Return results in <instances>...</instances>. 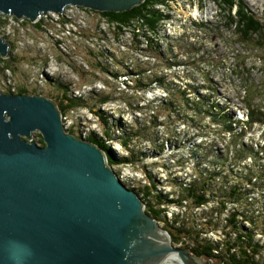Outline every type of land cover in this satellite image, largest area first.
<instances>
[{
  "label": "rangeland",
  "instance_id": "obj_1",
  "mask_svg": "<svg viewBox=\"0 0 264 264\" xmlns=\"http://www.w3.org/2000/svg\"><path fill=\"white\" fill-rule=\"evenodd\" d=\"M240 1L264 31V0ZM161 7L169 19L160 26L153 49L152 42L135 38L129 29L117 38L101 15L87 9L67 7L63 15L50 13L36 22L40 26L0 17V36L10 46L9 56H0V93L23 87L58 104L53 97L62 95V88L52 82L61 81L68 87L65 92L89 100L88 109L64 113L66 129L78 137L94 133L103 139L109 129L114 134L109 146L115 158L132 156L116 140L117 134L131 127L142 132L138 151L150 157L134 165L112 166L128 187L151 185L153 177L159 191L177 197V185L171 179L187 183L196 175L193 151L199 148V157L208 152L203 156L206 168L218 154L222 158L217 163L224 161L223 169H231L235 145L239 151L249 146L259 154L240 152L239 167L233 172L250 177L255 168L252 181L264 188V33L263 45L241 43L235 29L227 25V12L212 0H173ZM149 77H158L164 84L151 83ZM140 78L148 86L135 92ZM101 97H108V102L98 104ZM101 117H106V123ZM35 135L40 134L32 137L38 144ZM156 144L162 145L161 152L154 148ZM247 189L254 191L249 194L252 201L264 206V190L248 185ZM216 207L217 202H212L199 208L207 212L203 217L193 205L182 211L172 209L184 212L183 219L197 230L204 229L202 236L217 241L229 227L224 222L226 214L216 218L212 212ZM214 219L219 221L216 230ZM256 238L264 242L259 234Z\"/></svg>",
  "mask_w": 264,
  "mask_h": 264
},
{
  "label": "water",
  "instance_id": "obj_2",
  "mask_svg": "<svg viewBox=\"0 0 264 264\" xmlns=\"http://www.w3.org/2000/svg\"><path fill=\"white\" fill-rule=\"evenodd\" d=\"M144 2L0 0V17L36 23L67 7L100 15ZM9 47L0 36V56ZM173 254L179 264H209L174 245L103 150L66 131L54 100L0 93V264H164Z\"/></svg>",
  "mask_w": 264,
  "mask_h": 264
},
{
  "label": "trees",
  "instance_id": "obj_3",
  "mask_svg": "<svg viewBox=\"0 0 264 264\" xmlns=\"http://www.w3.org/2000/svg\"><path fill=\"white\" fill-rule=\"evenodd\" d=\"M170 1L172 2L173 0H145L142 5L135 7L128 12L101 13L100 15L104 22L114 28L113 32L116 34L117 38L125 29H129L133 32L135 38L142 36L147 44L152 42L150 46L153 49L152 46H155L153 45V42L155 41V38H157L160 26L169 19V16L165 15L164 12L160 10V7L162 6L161 8H166ZM212 1L218 4L224 12H227V25L228 27L235 29L241 43L247 44L252 41H257L259 45H263L261 41L264 33L263 26L252 12L248 11L242 1ZM236 7V13L233 15L232 12ZM4 20L5 19H3V21ZM63 24H69V22H63ZM36 25H38V23H36ZM119 75L120 74H118V76ZM148 80L151 83L156 82L160 86L164 84L163 80L158 77H153V79L149 77ZM138 83L140 84L134 85L133 89L135 92L144 90L147 88L146 86H148L144 81L142 82V79L138 81ZM52 84L59 87L58 89L62 88V95H57L55 98L53 97V99L58 101V107L63 115L67 111L89 108L88 99L84 100L71 96L63 90H68V87H63L61 81H53ZM48 85L52 86L50 83H48ZM51 90L56 93L55 88L51 87ZM8 92L14 94L29 93L33 95V93H30L23 87L18 88L16 92H12V90H8ZM106 102H108V97H101L98 104H104ZM200 113L202 114L203 112L201 111ZM101 118V120L106 123V117ZM151 122L154 123L155 120H152ZM215 122H219V120H216ZM262 123L264 124V121H262ZM229 124H231V122H229ZM228 128L230 130L231 127L228 126ZM66 131L72 134L71 129H66ZM35 136L38 137V144L44 145L41 136ZM103 136L104 139L91 133L90 136L85 137L84 139L103 150L108 156V161L111 166H121L128 163L134 165L137 162L141 163L143 159L150 157L149 153L138 151L139 141L144 137L142 132L137 131L133 127L127 128V130L122 131V133L120 132L117 134L118 139L115 138L123 148L132 152V156L130 157L119 156V158H115L109 146L110 141L114 139V137H112L114 136L113 132L106 129L103 132ZM237 136L239 137V135ZM134 142L135 144H133ZM161 146V144H156L154 148L157 152H161L163 148ZM136 147L137 150L135 149ZM242 148V151L250 152L252 156L259 154L258 151L255 152L252 147L250 148L248 146L247 150L244 149L243 146ZM233 150V153L235 154L233 155L234 158H232L234 166H231V169H223L224 167L222 166V163L224 161L217 163V161L222 158L218 154H216L212 159L213 161L208 164L211 166L206 168L204 167L205 160L203 159V156L207 157L208 152H206V155H201V157H199L201 154H198V152H200L199 148L198 150L193 151L194 153H192L194 155L191 154L192 159L196 162V175L187 183L177 178L171 179L173 184L177 185V197H174L170 193L163 194V192L159 191L157 189V182H155L153 177H151V185H144L141 188L136 186L128 187L125 182L123 183L128 189L135 191L144 200L147 213L151 214L163 224V228L169 233L174 245L178 246V248L190 249L198 256L206 255L209 261L216 262L217 264H264V242L256 238L257 234L264 237V206L256 203V201H252L253 199L249 194L254 191L247 189V185L261 191H263L264 188H260L261 186L258 187V185L252 181V178H254L253 174L256 175V173H254L255 168L253 170L251 169L252 174L250 177H243L237 172H233L234 167L238 166L237 155L242 152L239 151L238 148H235V145ZM259 166L262 168L263 165L259 164ZM256 168L260 169V167ZM150 176L152 175L150 174ZM241 182H245L247 185H242ZM212 202H217L219 206L212 210V212H216V218H220V216H225L226 214L224 222H226V225L229 227V230L225 231L224 235H221V240L218 239L217 241L202 236L201 234H204V229H201L200 231L197 230L191 225V223H189L188 219H183L184 212L177 213L172 209L176 208L182 211L186 210L188 205H193L194 208L199 209L204 208ZM228 205H230V209H228ZM198 212L200 214V209ZM168 213L171 214L170 219L167 217ZM206 213L207 212H201V216L203 217ZM208 223H210V221H208ZM243 223L248 224L249 228H246ZM212 224L213 230H216L219 227V221H217V219L213 221ZM185 240L191 241L192 243L188 244Z\"/></svg>",
  "mask_w": 264,
  "mask_h": 264
},
{
  "label": "bare ground",
  "instance_id": "obj_4",
  "mask_svg": "<svg viewBox=\"0 0 264 264\" xmlns=\"http://www.w3.org/2000/svg\"><path fill=\"white\" fill-rule=\"evenodd\" d=\"M168 262L171 263V264H179V261H178V259H177V257H176V254L171 255V256L167 259V261L165 262V264H167Z\"/></svg>",
  "mask_w": 264,
  "mask_h": 264
},
{
  "label": "flooded vegetation",
  "instance_id": "obj_5",
  "mask_svg": "<svg viewBox=\"0 0 264 264\" xmlns=\"http://www.w3.org/2000/svg\"><path fill=\"white\" fill-rule=\"evenodd\" d=\"M17 94H20V93H17ZM29 94V93H28Z\"/></svg>",
  "mask_w": 264,
  "mask_h": 264
}]
</instances>
